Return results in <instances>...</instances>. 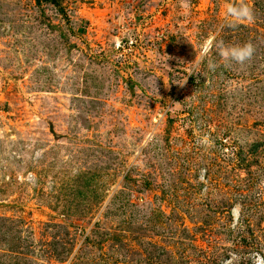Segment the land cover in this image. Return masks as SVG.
<instances>
[{
  "label": "rangeland",
  "instance_id": "rangeland-1",
  "mask_svg": "<svg viewBox=\"0 0 264 264\" xmlns=\"http://www.w3.org/2000/svg\"><path fill=\"white\" fill-rule=\"evenodd\" d=\"M0 264H264V0H0Z\"/></svg>",
  "mask_w": 264,
  "mask_h": 264
},
{
  "label": "clouds",
  "instance_id": "clouds-1",
  "mask_svg": "<svg viewBox=\"0 0 264 264\" xmlns=\"http://www.w3.org/2000/svg\"><path fill=\"white\" fill-rule=\"evenodd\" d=\"M244 47L248 49L247 53H244L242 49L241 50H237L236 53H233L234 58H236L237 60H243V59L246 58V56H250L251 55L250 46L245 45Z\"/></svg>",
  "mask_w": 264,
  "mask_h": 264
},
{
  "label": "trees",
  "instance_id": "trees-1",
  "mask_svg": "<svg viewBox=\"0 0 264 264\" xmlns=\"http://www.w3.org/2000/svg\"><path fill=\"white\" fill-rule=\"evenodd\" d=\"M52 1V0H51Z\"/></svg>",
  "mask_w": 264,
  "mask_h": 264
}]
</instances>
